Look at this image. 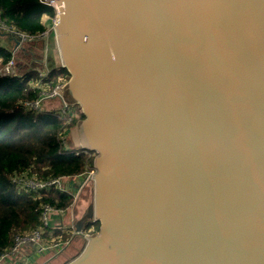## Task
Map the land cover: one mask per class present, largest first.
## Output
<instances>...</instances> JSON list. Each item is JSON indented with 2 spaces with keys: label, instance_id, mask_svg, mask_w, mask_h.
<instances>
[{
  "label": "water",
  "instance_id": "water-1",
  "mask_svg": "<svg viewBox=\"0 0 264 264\" xmlns=\"http://www.w3.org/2000/svg\"><path fill=\"white\" fill-rule=\"evenodd\" d=\"M48 2L95 170L62 264H264V0Z\"/></svg>",
  "mask_w": 264,
  "mask_h": 264
},
{
  "label": "trees",
  "instance_id": "trees-1",
  "mask_svg": "<svg viewBox=\"0 0 264 264\" xmlns=\"http://www.w3.org/2000/svg\"><path fill=\"white\" fill-rule=\"evenodd\" d=\"M55 15V8L40 0H0V16L4 23L29 36L42 34L46 29L42 18L52 19ZM11 51V48L0 46L3 65L14 59ZM38 77L37 70L21 76H0V252L12 245L14 234L39 226L42 203L65 208L72 202L70 194L55 188L41 190L38 195L19 190L12 181L14 173L29 171L43 180L77 174L92 165V160L81 148L65 149L62 144L61 135L68 133L83 118L77 104L78 113L73 117L62 116L59 110L45 108L43 112L35 113L21 108V102L38 97V89L29 85ZM59 78L66 82L69 74L65 68L57 66L51 68L45 80L53 87L60 82ZM93 224L96 233L98 222Z\"/></svg>",
  "mask_w": 264,
  "mask_h": 264
},
{
  "label": "built area",
  "instance_id": "built-area-1",
  "mask_svg": "<svg viewBox=\"0 0 264 264\" xmlns=\"http://www.w3.org/2000/svg\"><path fill=\"white\" fill-rule=\"evenodd\" d=\"M44 4L53 5L48 2V0H40ZM56 10V9H55ZM43 22V20H42ZM54 26V24H53ZM0 29L10 31L12 34L18 37L17 45L24 43L26 41L32 40L33 36H29L23 32H19L14 28H9L0 16ZM44 33V32H43ZM42 33V34H43ZM16 50V47L13 49ZM13 53V52H12ZM1 76L11 75L18 76L14 71V59H10L6 64L2 65L0 68ZM47 73H41L40 77L35 80H31L29 85L38 89V97L33 101H23L20 106L25 111H32L35 113L43 112L44 105L46 102L50 101L55 97L61 98V105L64 109L59 113L62 116L69 115L70 117L76 116L78 113L77 105L66 100L63 93L62 86L60 84H55L53 87H49L50 83L45 80ZM60 87V88H59ZM65 98V100H64ZM44 108V109H43ZM66 134V133H65ZM64 134L61 135V139ZM62 144L65 148L64 141L62 139ZM82 152L93 161L94 154L92 152L82 150ZM94 168L92 165H87L86 169L80 173L73 175H60L55 177H48L46 179H37L34 175H31L29 171H23L21 173H14L12 181L19 190H24L27 192H34L36 195L41 190H47L50 188L58 189L62 192L68 193L72 196V202L65 208H57L50 204L42 203L40 205V224L37 228L25 233H17L13 235L12 245L6 250L0 252V264H22L24 259H26L23 248L25 246H31L33 248V254L43 255V254H58L66 248L72 238L78 234L75 228V220L73 218V208L76 203L81 191L85 186H90L92 190L93 187V175ZM51 213H56L59 217L57 224L52 226L49 225V215ZM68 214L69 221L67 223L63 222V219ZM57 226H62L57 227ZM94 229V224L88 227L87 231L83 233L92 232ZM56 251V252H55Z\"/></svg>",
  "mask_w": 264,
  "mask_h": 264
},
{
  "label": "rangeland",
  "instance_id": "rangeland-1",
  "mask_svg": "<svg viewBox=\"0 0 264 264\" xmlns=\"http://www.w3.org/2000/svg\"><path fill=\"white\" fill-rule=\"evenodd\" d=\"M52 6L55 8L56 4H53ZM47 19L48 18L46 16L42 18L44 24L46 25V29L43 34L36 38H33L32 40L21 43L20 45H17L15 43L16 41H18V37L16 35L12 34L10 31L0 29V46L7 47L9 49L11 48V52H13L12 54L14 55V71L16 75L21 76L27 71L37 70L38 76L40 77L41 73L46 74L51 70V68L60 66L55 34L52 30L53 24L45 22V20ZM15 47L16 50L14 51L13 49ZM2 65L3 64L0 59V68L2 67ZM1 75L2 74L0 72V76ZM58 80L60 82H57L56 84H60L59 86H62L63 91L66 83L63 82L60 78ZM61 100V98L55 97L46 102L44 108L49 110L61 109L62 111L64 107H62L63 105H61ZM74 127L71 128L69 132L64 134L62 137L65 144V149L78 148L76 145L77 140L74 133ZM91 184L92 183L90 182V186H85V188L81 191L76 203L74 204L72 215L75 223L76 220H78L79 217L83 214L87 206L92 203L93 193L90 189ZM59 220L60 219L56 213H51L49 215L50 226L57 224ZM68 221L69 216L67 214L63 219V222L67 223ZM57 227L62 228V226ZM87 233L89 234L90 232ZM84 242L85 240L83 238L73 237L71 243L66 248H64L62 252L60 251V253L54 255L51 254L52 252L43 254L39 258H35L36 256L32 254V257L34 258H31V256L25 257L26 259H24L22 264H62L72 259L77 253H79L84 245Z\"/></svg>",
  "mask_w": 264,
  "mask_h": 264
},
{
  "label": "crops",
  "instance_id": "crops-1",
  "mask_svg": "<svg viewBox=\"0 0 264 264\" xmlns=\"http://www.w3.org/2000/svg\"><path fill=\"white\" fill-rule=\"evenodd\" d=\"M56 67V66H55ZM23 252H24V255L26 256V257H28V256H31V258H34V257H32V252H33V248L31 247V246H25L24 248H23ZM36 257L35 258H39L40 256H42V255H38V254H34Z\"/></svg>",
  "mask_w": 264,
  "mask_h": 264
},
{
  "label": "flooded vegetation",
  "instance_id": "flooded-vegetation-1",
  "mask_svg": "<svg viewBox=\"0 0 264 264\" xmlns=\"http://www.w3.org/2000/svg\"><path fill=\"white\" fill-rule=\"evenodd\" d=\"M78 220H79V219H78ZM88 222H89V220H88ZM87 230H88V228L85 229V231H87ZM93 230H94V229H93ZM91 233H93V231H92ZM75 236H76V235H75ZM76 237H78V236H76ZM78 238H79V237H78Z\"/></svg>",
  "mask_w": 264,
  "mask_h": 264
}]
</instances>
